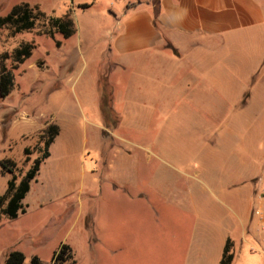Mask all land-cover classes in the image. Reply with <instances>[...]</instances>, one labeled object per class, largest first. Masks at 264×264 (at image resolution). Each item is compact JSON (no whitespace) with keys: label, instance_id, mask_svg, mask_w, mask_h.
Returning a JSON list of instances; mask_svg holds the SVG:
<instances>
[{"label":"rangeland","instance_id":"1","mask_svg":"<svg viewBox=\"0 0 264 264\" xmlns=\"http://www.w3.org/2000/svg\"><path fill=\"white\" fill-rule=\"evenodd\" d=\"M22 2L55 18L69 11L76 34L48 38L43 35L45 21L14 36L0 29V65L14 79L9 96L0 97V196L8 180L14 175L17 183L40 156L43 130L49 124L60 129L50 158L41 164L21 203L24 212L15 219L0 216V264L12 250L21 251L27 264L32 256L47 264L63 243L73 247L78 264H118L117 258L104 257L100 247L88 248L90 206L85 200L98 189L105 192L106 203H98L103 231L117 209L111 190L136 186L143 194L140 249L125 244L129 252L140 251L130 257L136 264H166L168 256L181 252L167 235V208L182 197L189 204L195 199L215 203L210 189L231 183L234 187L224 191L223 199L231 196L239 207L253 209L257 184L251 179L264 170V58L257 60L262 48L256 35L264 25L252 22L229 38L223 36L219 52L212 53L205 41L202 56L231 61L220 69L236 80L222 82L215 99L206 98L199 111H191L183 105L182 83L174 84L166 97L151 74L135 75L116 65L117 56L103 38L106 22L94 7L73 8L70 0H0V16ZM252 13L254 7L250 17ZM25 43L35 49L12 70L13 51ZM243 101L247 104L241 106ZM223 105L227 109L220 114ZM4 161L14 163L12 174L2 171ZM200 191L205 201L194 194ZM210 212L206 217L218 216ZM249 227L242 249L251 253L249 245L258 233L254 217Z\"/></svg>","mask_w":264,"mask_h":264},{"label":"crops","instance_id":"2","mask_svg":"<svg viewBox=\"0 0 264 264\" xmlns=\"http://www.w3.org/2000/svg\"><path fill=\"white\" fill-rule=\"evenodd\" d=\"M70 1L73 8L94 7L101 12V18L106 22L103 38L107 40L105 44L108 50L116 54L115 62L119 68L124 72L131 70L135 75L151 74L162 84L166 97L172 95L174 84L182 83L183 105L191 111H199V106L205 104L206 98L215 99L220 94L216 91L220 90L222 82L229 84L232 79L236 80L232 75H223L222 73L226 72L220 69L231 66V61L202 56L200 49L205 41L211 43L212 53L219 52L220 39L223 36L229 38L236 31L250 27L252 22H255L254 25H264V0ZM251 7L255 9V14H251L255 19L249 15ZM263 31L264 27H261L256 32V35L261 37L259 46L262 48L257 60H261L262 56L264 58ZM89 32L92 34L95 31ZM190 48H194V52L187 54ZM247 95L249 97V94ZM246 104V101L241 102V106ZM226 109L227 105H223L218 113L223 114ZM51 146L48 158L51 156ZM121 177L122 173L119 172V178ZM255 179L251 180L255 182ZM232 187L234 185L226 183L223 189H210L209 194L211 197L215 196L217 203H199L195 199L189 204L183 201L182 197V201L168 206L167 235L172 242L180 245L181 252L168 256L166 264H221L223 249L227 243L230 244L231 254H234L230 264H264L261 253L256 252L262 255L259 257L251 254L255 252L248 253L245 248L242 249L246 234L250 232L249 218H252V210L244 206L239 207L231 196L223 199L224 191ZM30 189L31 187L28 193ZM189 192L187 190V193ZM194 194L205 201V192ZM104 195L105 192L101 189L90 191L86 195L85 201L90 206L86 214L89 223L85 225L88 248L100 247L104 257L117 258L118 264H136L134 258L130 257L136 253L140 254V251L129 252L125 244L130 242L135 248L140 247L141 235L143 237L140 197L143 194L136 186L111 190L109 195L117 196V209L112 211V218L105 223L107 230L103 231L101 221L98 220L102 217L98 203H106ZM212 210L218 216L206 217V211ZM106 240H109L108 244ZM63 244L69 247L74 264H78L73 247ZM147 253L149 254V251ZM32 258H36L38 264H43L37 256H32L30 261ZM148 263L151 264L152 261ZM47 264H53L52 257Z\"/></svg>","mask_w":264,"mask_h":264},{"label":"trees","instance_id":"3","mask_svg":"<svg viewBox=\"0 0 264 264\" xmlns=\"http://www.w3.org/2000/svg\"><path fill=\"white\" fill-rule=\"evenodd\" d=\"M40 21L47 23V29L43 35L51 39L54 38L55 33H60L64 39H69L76 32L69 11L67 14L55 18L41 12L36 5L31 6L25 2L13 6L6 16H0V29H8L11 31V35L14 36L31 31ZM56 47H60V42H56ZM34 49L35 47L31 43H25L16 48L12 54V62L14 63L12 70L24 64L31 57ZM13 80L12 72L1 64L0 97L2 99L9 96L13 87ZM58 135L59 127L55 124H49L43 130L40 140L41 144L38 148L40 156L32 162L30 168L17 183L14 175L8 180L6 190L0 196V216L15 219L19 213L24 212L21 203L29 191L30 183L35 180L41 164L49 157V148ZM24 154H27L26 149L24 150ZM13 167L14 163L11 161L1 163L2 171L9 172L10 174L13 173ZM231 261L230 244L227 243L223 249L220 263L230 264ZM52 262L53 264H74L69 247L64 244L60 245L52 256ZM4 264H25V258L22 253L12 251L6 256ZM30 264H38V260L32 258Z\"/></svg>","mask_w":264,"mask_h":264},{"label":"built area","instance_id":"4","mask_svg":"<svg viewBox=\"0 0 264 264\" xmlns=\"http://www.w3.org/2000/svg\"><path fill=\"white\" fill-rule=\"evenodd\" d=\"M93 2L94 0H88ZM257 189L255 191V205L252 209V218L257 222L258 233L255 236V245L250 247L251 252H259L264 256V170L255 180Z\"/></svg>","mask_w":264,"mask_h":264}]
</instances>
